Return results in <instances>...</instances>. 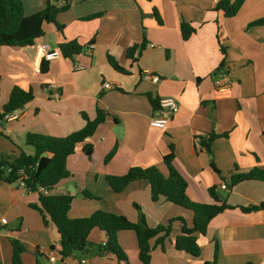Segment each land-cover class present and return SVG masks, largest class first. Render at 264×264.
Masks as SVG:
<instances>
[{
    "label": "crops",
    "instance_id": "1",
    "mask_svg": "<svg viewBox=\"0 0 264 264\" xmlns=\"http://www.w3.org/2000/svg\"><path fill=\"white\" fill-rule=\"evenodd\" d=\"M22 2L26 16L44 10L48 2L67 9L56 18L62 30L46 24L45 35L33 46L0 47V112L14 87L31 88L34 93V100L14 118L0 121V155L18 157L23 152L32 156L35 150L26 144L28 134L66 137L85 127L83 115L94 120L98 109L106 111L109 117L86 141L93 146V155L70 156L71 177L57 188L63 193L76 190L70 193L71 219L103 211L133 223L143 214L152 228L178 218L190 226V211L164 199L151 200L148 181L133 182L115 193L106 180L134 167H157L168 176L163 160L172 147V165L187 182L189 199L213 204L209 190L214 188L226 195L234 209L215 217L205 236L198 235L199 258L175 249L173 242L181 232V222L175 221L163 248L154 247L151 264H264V210L243 213L239 209L264 204V181L231 186L233 175L264 171V25L251 27L264 19V0H245L232 18L215 10L217 0ZM94 15L99 17L87 19ZM183 23L196 29L188 40L182 38ZM65 41L78 42L83 52L73 60L43 59L41 45L59 50ZM132 47L137 48L130 58L127 52ZM109 58L127 73L115 70ZM43 61L49 65L46 74L40 72ZM146 73L158 76L159 81L147 80ZM219 81L228 90L218 91ZM169 97L177 100L178 114L164 129L151 127L157 115L152 102ZM213 134L217 137L210 151L195 142L197 136L208 140ZM113 150L114 156L106 163ZM223 184L227 189L222 190ZM37 203L38 194L20 182L0 181V222H8L0 224V264H14L13 240L25 248L21 264H120L114 254L98 250L108 242L99 230L90 236L94 246L62 259L59 233L51 222L44 224L32 207ZM116 240L129 264H141L133 231L119 232ZM51 252L55 262L50 260Z\"/></svg>",
    "mask_w": 264,
    "mask_h": 264
},
{
    "label": "trees",
    "instance_id": "2",
    "mask_svg": "<svg viewBox=\"0 0 264 264\" xmlns=\"http://www.w3.org/2000/svg\"><path fill=\"white\" fill-rule=\"evenodd\" d=\"M245 0H218L215 10L222 11L224 16L232 18L237 15ZM67 7L58 8L48 2L46 8L38 13L26 16L22 0H0V47L25 48L31 47L35 42L45 35L44 26L55 24L60 31L62 26L58 25L56 18L59 13L65 11ZM99 17L94 15L87 18L93 20ZM264 19L251 24V27L263 26ZM182 38L188 40L196 29L187 23L181 26ZM218 36L221 52L225 56L226 48L222 45ZM137 47L128 50L127 55L133 58ZM59 50L66 59L73 60L80 55L84 48L76 41H65L60 44ZM111 66L121 73H127L113 59L109 58ZM225 60L222 61L219 70L223 69ZM48 62H42L40 72L48 73ZM1 80V77H0ZM34 100L33 90L14 87L11 91L8 102L0 112V121L8 116L23 110ZM159 102L153 101L152 106L155 111H159ZM85 127L69 136L62 138H50L43 135L28 134L26 144L34 148L32 156L21 153L18 157L0 155V181L7 184L23 182L27 190L38 194V203L33 205V209L39 212L44 224L51 222L57 229L60 236V252L62 259L70 258L76 252H82L94 246L90 242L91 233L94 230L104 232L108 236L105 247L98 246V250L114 254L120 264H129L128 258L118 245L116 237L119 232L133 231L137 237L138 257L141 264H151V253L155 246L163 248L172 232V225L175 221L181 222V232L173 245L179 252L186 253L193 258H199L201 248L198 244V235L205 236L211 221L234 209L227 202L226 196L219 195L214 188L209 190L213 204H199L191 201L187 196V182L174 169V151L171 147L170 153L164 157V163L168 168V176H164L157 167L131 168L125 175L106 178L111 190L115 193L123 192L131 183L146 180L150 184V196L153 202L161 199L182 207L190 211L193 215L192 224L189 226L184 219L178 218L169 220L166 224L149 227L146 218L141 214L137 223L129 221L126 217L108 212L96 211L86 218L71 219L73 196L70 193L57 192L59 184L71 177L67 168L68 158L78 152L87 157H91L94 152L92 145L86 141L93 137L99 126L105 123L109 113L101 109L97 110V116L90 120L83 115ZM210 135L208 140L199 138V145L210 151V145L216 138ZM113 150L106 158V163L114 156ZM264 181V171L255 169L248 174L233 175L231 186L235 187L244 181ZM55 190L53 195H45L40 189ZM86 198H92L87 192L83 194ZM140 210V208L137 206ZM243 213H251L264 210V204L259 206H247L239 208ZM155 241L154 246L152 242ZM13 263L21 264V254L25 251L24 246L17 240L12 241Z\"/></svg>",
    "mask_w": 264,
    "mask_h": 264
},
{
    "label": "built area",
    "instance_id": "3",
    "mask_svg": "<svg viewBox=\"0 0 264 264\" xmlns=\"http://www.w3.org/2000/svg\"><path fill=\"white\" fill-rule=\"evenodd\" d=\"M50 1H59V0H50ZM62 2L64 3L65 0H62ZM218 2V0H217ZM93 49V46H89L88 51H91ZM41 55L43 56V59L46 61H52L55 59H58L60 57H62V54L60 52V50H52L48 45H41L39 48ZM139 53H136V57L138 56ZM147 80H151L154 83H157L159 81V77L156 75H153L151 73H146V77ZM226 76L224 78V80L226 81ZM218 91L223 92L228 90V86L224 85L222 82H217V88ZM55 98H60V94L59 92H56L54 94ZM159 111L157 112V115L155 117H153L150 121V126L153 128H158V129H164L173 119L174 117L178 114L179 112V104L177 102V100L175 98L169 97V98H164L161 99L159 102ZM17 113V112H16ZM16 113L8 116L7 118H14V116L16 115ZM199 136H197L195 138V142L197 144H199ZM22 184V186H24L26 188V185L23 182H20ZM222 190L227 189V186L225 184H223L221 186ZM27 189V188H26ZM40 192H42L43 194L49 196V195H53L56 193L55 190L51 191V190H47L44 188L40 189ZM0 224L2 226H5L8 224L6 219H2ZM107 244V242L105 241L102 246L105 247ZM50 260L51 262H55L56 261V256L54 255V253H50ZM82 264H85V261L81 262Z\"/></svg>",
    "mask_w": 264,
    "mask_h": 264
},
{
    "label": "water",
    "instance_id": "4",
    "mask_svg": "<svg viewBox=\"0 0 264 264\" xmlns=\"http://www.w3.org/2000/svg\"><path fill=\"white\" fill-rule=\"evenodd\" d=\"M68 191H69L70 193H76V190H75L74 188H69Z\"/></svg>",
    "mask_w": 264,
    "mask_h": 264
},
{
    "label": "rangeland",
    "instance_id": "5",
    "mask_svg": "<svg viewBox=\"0 0 264 264\" xmlns=\"http://www.w3.org/2000/svg\"><path fill=\"white\" fill-rule=\"evenodd\" d=\"M225 193H223V195H224ZM226 196V195H225Z\"/></svg>",
    "mask_w": 264,
    "mask_h": 264
}]
</instances>
